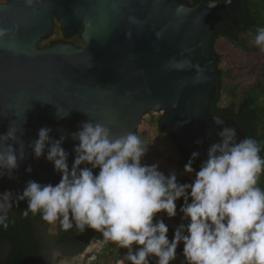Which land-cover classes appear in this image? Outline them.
<instances>
[{"label": "water", "instance_id": "water-1", "mask_svg": "<svg viewBox=\"0 0 264 264\" xmlns=\"http://www.w3.org/2000/svg\"><path fill=\"white\" fill-rule=\"evenodd\" d=\"M240 11L239 0H202L193 6L181 0L0 3V134L16 127L26 149L16 179H0V192L19 193L28 180L59 182L53 164L44 157L36 160L27 147L43 127L52 129L51 139L66 135L62 147L70 166L79 143L71 134L82 123L100 122L122 135L136 130L147 111L161 116L189 157L199 152L197 160L206 159L208 147L220 140L214 118L235 127L238 139H244L235 121L210 113L217 89L213 39L219 30L238 27ZM53 18L67 35L81 27L82 46L37 47L51 34ZM186 60L204 69L201 78L194 67H173ZM98 244L92 242L86 251Z\"/></svg>", "mask_w": 264, "mask_h": 264}, {"label": "clouds", "instance_id": "clouds-1", "mask_svg": "<svg viewBox=\"0 0 264 264\" xmlns=\"http://www.w3.org/2000/svg\"><path fill=\"white\" fill-rule=\"evenodd\" d=\"M249 36L264 53V27ZM185 65L196 69L197 79L202 77L204 69L198 64L173 63L177 69ZM214 123L220 126V140L208 147L198 171L193 164L200 153H191L183 168V174L194 175L188 183H181L175 170L166 175L158 163H142L148 147L134 132L116 135L100 122L82 123L71 134L79 143L70 166L69 153L62 147L66 135L51 139L52 129L40 128L38 138L27 147L36 160L44 157L52 163L60 180L56 184L28 180L19 193L0 192V227H8L10 210L26 200L25 218L39 214L49 224L58 221L64 231L90 228L101 233L105 242L127 249L120 264H152L151 258L155 264H172L181 244L184 264H264L260 143L251 137L239 140L237 129L220 118H214ZM17 131L10 125L0 134V179H16L14 173L26 158ZM26 171L32 172L31 165ZM181 199L182 222L170 240L169 226L157 214L176 217Z\"/></svg>", "mask_w": 264, "mask_h": 264}, {"label": "trees", "instance_id": "trees-1", "mask_svg": "<svg viewBox=\"0 0 264 264\" xmlns=\"http://www.w3.org/2000/svg\"><path fill=\"white\" fill-rule=\"evenodd\" d=\"M6 1L7 0H3V2ZM181 1L189 6H193L202 0ZM239 3L241 11L238 27L232 31L219 30L213 39L212 55L213 59L217 61L214 64L217 89L213 99L214 107L210 110V113L224 116L235 121L237 126L243 131L245 137L254 138L260 143L262 149L260 155L264 157V61L256 68L252 83L245 89L235 93L234 87L227 86L224 83V79L229 77L233 70L223 65L228 56H226V51L223 49L219 50L217 46L218 43L222 41L231 48L230 51L246 57L260 53L259 48L251 44L250 41L252 37L249 36V32L255 35L257 28L264 27V0H239ZM52 21L54 25L53 33L44 36L40 40H47L55 33H57L58 36L48 40L45 44L46 47H49L47 45L51 46L54 43L62 41H70L77 45L81 44L79 37L81 27L76 35L70 37L62 32L60 24L54 18ZM37 46L41 48V46ZM223 101H225L226 104L221 106L220 103ZM145 114H150L149 125L172 146L179 157V163L184 166L190 157L169 134L162 122L161 116L159 114L155 115L152 111H147L144 115ZM133 132L139 135L137 130ZM202 162L203 160H196L193 164L194 169L198 171ZM259 186L264 188V174L260 177ZM181 204L182 199L177 201V216L181 214L179 213ZM26 208V200L20 201L18 204L14 205L9 213L11 223L8 222V227L6 229L0 227V256L4 255L3 257L6 259L5 264H32L29 260L34 254L33 247H36L34 227H36V218L39 217V214L34 216L29 213L28 217L25 218L22 212ZM160 217H163L165 223L169 226L168 236L171 240L173 229L167 220L181 223V217L169 219L164 213L157 214V218ZM86 230L89 233V237H95L98 240L103 239L101 233L90 228ZM76 231L77 228L73 227L70 229L69 234L73 236ZM182 248L181 246L177 248V258L172 264H184V258L181 254ZM80 250L81 248L73 250L71 254L77 253ZM126 251L127 249H120L113 243L110 246L102 248L100 252L95 255V259L89 264H115ZM151 259L152 264H155V258Z\"/></svg>", "mask_w": 264, "mask_h": 264}, {"label": "rangeland", "instance_id": "rangeland-1", "mask_svg": "<svg viewBox=\"0 0 264 264\" xmlns=\"http://www.w3.org/2000/svg\"><path fill=\"white\" fill-rule=\"evenodd\" d=\"M0 3H4L3 0H0ZM58 36L57 33L51 35L47 40H40L37 42V45L44 46L48 40L54 39ZM218 49H223L228 56L227 60L223 65L228 68H232L230 76L224 79V83L227 86L234 87L235 93H238L242 89L248 87L254 78V73L256 68L264 61V53L260 51L259 54L251 56H242L238 53L230 51L231 48L225 45L223 42L218 43ZM225 95V94H223ZM224 97V96H222ZM227 100V99H226ZM225 103V101L221 102ZM157 115L158 113H154ZM150 114H145L141 117L139 126L136 128L139 136L144 141L145 146L148 147V151L145 157L142 160V163L151 165L153 163H158L160 170L163 171L166 175L175 170L178 173V180L181 183H188L194 179V175L183 174L184 166L179 163V157L172 148V146L161 136L159 135L153 127L149 125ZM182 214H179L180 218ZM169 225L174 230L175 226L180 223H175L172 220H167ZM182 222V221H181ZM108 242L103 241L99 243L88 255L91 256L96 250L102 246V244H107ZM183 247V245H180ZM120 258L118 264H120Z\"/></svg>", "mask_w": 264, "mask_h": 264}, {"label": "flooded vegetation", "instance_id": "flooded-vegetation-1", "mask_svg": "<svg viewBox=\"0 0 264 264\" xmlns=\"http://www.w3.org/2000/svg\"><path fill=\"white\" fill-rule=\"evenodd\" d=\"M77 31L74 34L68 36L73 37L77 34ZM52 33L53 28L51 34ZM54 44L73 43L70 41H62ZM77 46L81 47L82 43ZM41 47H46V45ZM36 220L37 224L36 227H34L36 247H33L34 254L29 260L32 264H58L62 260H65L70 264H89L95 259V255L99 253L102 248L113 244L112 242H108L105 245L102 244V246H100L98 250H96L94 253H92L91 256H89L87 254L89 252L86 251L89 245L92 244V242L102 243L104 239L98 240L95 237H89V233L87 230H85L84 232H80L78 229L75 234L71 236L69 234L70 230H62L58 221L56 223L49 224L43 221L40 215L38 218H36ZM80 248V251L71 254L73 250H78ZM3 256L4 255L0 256V263L5 264L6 259ZM119 260L115 264H118Z\"/></svg>", "mask_w": 264, "mask_h": 264}]
</instances>
